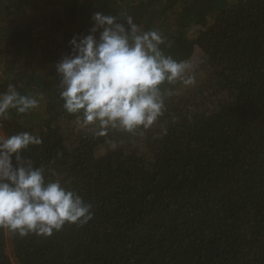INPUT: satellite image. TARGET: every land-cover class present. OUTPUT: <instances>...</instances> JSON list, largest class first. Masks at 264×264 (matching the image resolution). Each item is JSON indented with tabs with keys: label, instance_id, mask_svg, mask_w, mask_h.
I'll return each instance as SVG.
<instances>
[{
	"label": "trees",
	"instance_id": "trees-1",
	"mask_svg": "<svg viewBox=\"0 0 264 264\" xmlns=\"http://www.w3.org/2000/svg\"><path fill=\"white\" fill-rule=\"evenodd\" d=\"M96 12L132 16L191 66L195 83L166 84L175 95L142 135L97 137L59 99L55 65ZM9 84L39 106L0 117V136L41 137L22 155L93 219L51 237L0 229V264H264V0H0Z\"/></svg>",
	"mask_w": 264,
	"mask_h": 264
},
{
	"label": "clouds",
	"instance_id": "clouds-1",
	"mask_svg": "<svg viewBox=\"0 0 264 264\" xmlns=\"http://www.w3.org/2000/svg\"><path fill=\"white\" fill-rule=\"evenodd\" d=\"M92 20L89 34L74 36L71 53L55 65L59 99L97 137H107L110 129L142 135L157 124L175 95L166 84L195 83L188 75L191 66L165 55L162 35L142 31L132 16L125 17L127 26L102 12ZM38 106L35 96L21 94L12 84L0 92V117ZM42 143L29 132L0 136V229L20 237H51L66 224L83 226L93 219L92 204L68 181L49 178L58 175L54 168L37 166L22 155Z\"/></svg>",
	"mask_w": 264,
	"mask_h": 264
}]
</instances>
